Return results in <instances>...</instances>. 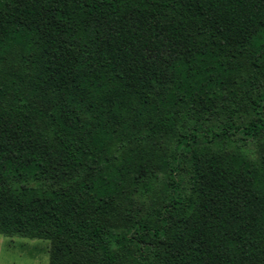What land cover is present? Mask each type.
Segmentation results:
<instances>
[{
    "label": "trees",
    "instance_id": "1",
    "mask_svg": "<svg viewBox=\"0 0 264 264\" xmlns=\"http://www.w3.org/2000/svg\"><path fill=\"white\" fill-rule=\"evenodd\" d=\"M0 233L264 264V0H0Z\"/></svg>",
    "mask_w": 264,
    "mask_h": 264
},
{
    "label": "rangeland",
    "instance_id": "2",
    "mask_svg": "<svg viewBox=\"0 0 264 264\" xmlns=\"http://www.w3.org/2000/svg\"><path fill=\"white\" fill-rule=\"evenodd\" d=\"M48 255L46 239L0 233V264H48Z\"/></svg>",
    "mask_w": 264,
    "mask_h": 264
}]
</instances>
